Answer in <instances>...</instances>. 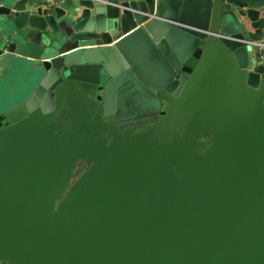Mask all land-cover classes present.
I'll return each instance as SVG.
<instances>
[{
    "label": "water",
    "instance_id": "obj_1",
    "mask_svg": "<svg viewBox=\"0 0 264 264\" xmlns=\"http://www.w3.org/2000/svg\"><path fill=\"white\" fill-rule=\"evenodd\" d=\"M263 14L0 0V264H264Z\"/></svg>",
    "mask_w": 264,
    "mask_h": 264
},
{
    "label": "built area",
    "instance_id": "obj_2",
    "mask_svg": "<svg viewBox=\"0 0 264 264\" xmlns=\"http://www.w3.org/2000/svg\"><path fill=\"white\" fill-rule=\"evenodd\" d=\"M252 45L254 47L257 58L262 61L264 59V38L259 41H255L254 43H252Z\"/></svg>",
    "mask_w": 264,
    "mask_h": 264
},
{
    "label": "crops",
    "instance_id": "obj_3",
    "mask_svg": "<svg viewBox=\"0 0 264 264\" xmlns=\"http://www.w3.org/2000/svg\"><path fill=\"white\" fill-rule=\"evenodd\" d=\"M262 17H263L262 19H264V14L262 15ZM247 26H248V31L254 36L256 34V31L251 28L249 23H247ZM262 38H264V28H263V30L261 32V35H260L259 39H262ZM255 41H258V40H255ZM20 83L26 85L29 82L24 81V82H20Z\"/></svg>",
    "mask_w": 264,
    "mask_h": 264
},
{
    "label": "flooded vegetation",
    "instance_id": "obj_4",
    "mask_svg": "<svg viewBox=\"0 0 264 264\" xmlns=\"http://www.w3.org/2000/svg\"><path fill=\"white\" fill-rule=\"evenodd\" d=\"M111 120H113L112 118H111ZM110 120V121H111ZM89 169V166L87 165V164H85V163H81L80 165H79V168H78V172H77V174L78 173H80V172H86L87 170ZM76 174V175H77ZM75 178H76V176H75ZM75 181V180H74Z\"/></svg>",
    "mask_w": 264,
    "mask_h": 264
},
{
    "label": "trees",
    "instance_id": "obj_5",
    "mask_svg": "<svg viewBox=\"0 0 264 264\" xmlns=\"http://www.w3.org/2000/svg\"><path fill=\"white\" fill-rule=\"evenodd\" d=\"M263 28H264V19L262 20L261 32H262ZM261 32H260L259 34H255V35L253 36V39H254V40H258V41L261 40V39H259V37H260V35H261Z\"/></svg>",
    "mask_w": 264,
    "mask_h": 264
},
{
    "label": "rangeland",
    "instance_id": "obj_6",
    "mask_svg": "<svg viewBox=\"0 0 264 264\" xmlns=\"http://www.w3.org/2000/svg\"><path fill=\"white\" fill-rule=\"evenodd\" d=\"M138 110V107L137 108H131V112L132 113H134L135 111H137ZM82 174H84V172H80V173H78L77 175H76V179H75V181H77L78 179H79V177L82 175ZM74 181V182H75Z\"/></svg>",
    "mask_w": 264,
    "mask_h": 264
}]
</instances>
